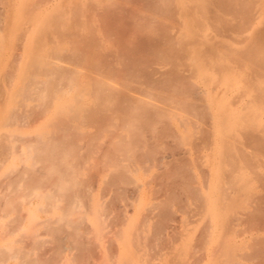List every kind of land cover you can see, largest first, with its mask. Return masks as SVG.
I'll return each instance as SVG.
<instances>
[{"label":"rangeland","instance_id":"374dc122","mask_svg":"<svg viewBox=\"0 0 264 264\" xmlns=\"http://www.w3.org/2000/svg\"><path fill=\"white\" fill-rule=\"evenodd\" d=\"M263 1L0 0V264H264Z\"/></svg>","mask_w":264,"mask_h":264},{"label":"crops","instance_id":"0c3cea01","mask_svg":"<svg viewBox=\"0 0 264 264\" xmlns=\"http://www.w3.org/2000/svg\"><path fill=\"white\" fill-rule=\"evenodd\" d=\"M211 109L213 112L211 117V138L210 142L207 145L205 149H202V159L200 164L206 165L208 169L210 170V176L208 179L207 189H199L202 194L206 193L207 198L212 201H218L220 200V196L222 194L223 186L227 183V179L223 177L222 171L226 168L227 165L231 163L233 158H237L238 155L241 153V151H238L237 149H227V145L223 143L219 138H222L223 131L220 129H217L215 131V126L218 121V114L214 112L212 106ZM173 120V119H172ZM197 130H178L179 134L182 137H186L187 140H189L194 132ZM219 133V137H217V134ZM241 161V160H240ZM239 161V165L242 163ZM238 165V167H239ZM237 175V174H236ZM235 175V176H236ZM201 194V193H200Z\"/></svg>","mask_w":264,"mask_h":264},{"label":"bare ground","instance_id":"6f19581e","mask_svg":"<svg viewBox=\"0 0 264 264\" xmlns=\"http://www.w3.org/2000/svg\"><path fill=\"white\" fill-rule=\"evenodd\" d=\"M264 6V1H263V3L261 4V8Z\"/></svg>","mask_w":264,"mask_h":264}]
</instances>
